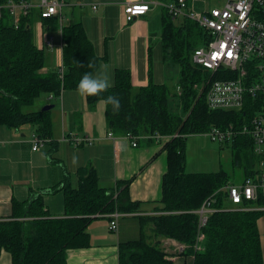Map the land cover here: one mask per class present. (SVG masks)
Returning a JSON list of instances; mask_svg holds the SVG:
<instances>
[{"label": "trees", "instance_id": "16d2710c", "mask_svg": "<svg viewBox=\"0 0 264 264\" xmlns=\"http://www.w3.org/2000/svg\"><path fill=\"white\" fill-rule=\"evenodd\" d=\"M33 10L20 17L16 27L8 13L0 18V126L12 129L31 124L38 137L48 140L50 111L25 112L22 106L32 104L44 94L52 93L56 97L63 90H77L85 73L97 71L101 57L94 52L80 21L59 25L57 17L43 19L47 29L61 27L62 62L42 74L46 51L34 41ZM162 13V47L165 56L179 68V91L178 95L173 94L178 96L181 114L169 108L168 97L174 95H169L167 84L150 81L134 88L128 68H115L113 84L97 95L86 97L91 107L100 100L105 103V123L114 135L148 140L155 134L171 136L162 146L167 167L161 181L159 213L141 219L151 223L153 236L148 239L143 226L138 238L120 241L118 264H173L161 246V238L184 243L187 248L182 254L192 255L193 264H264L257 226V220L264 219V194L259 192L254 201L243 200L236 209L225 210L222 208L229 207L230 203L223 187L234 183L227 172L223 169L185 171L188 135L203 134L213 127L240 126L247 111L207 106L204 91L198 93L195 85L204 83L211 74L193 63L192 53L207 45L210 36L191 20L181 18L176 23L166 10ZM61 67L62 76L59 75ZM109 95L120 100L119 110L107 103ZM231 146L237 154L253 153L248 136L236 135ZM249 159L250 168L244 171L243 179L254 174L255 161L253 157ZM77 174L76 187L65 180L59 187L63 193V216H51L40 194L26 208L24 201L13 202L12 215L0 220V253L7 251L11 264H70L66 259L67 250L90 245L87 227L98 214L117 211L123 215L139 209L140 203L129 197L132 178L119 180L115 189L110 190L99 185L92 165L79 167ZM215 192L213 206L218 210L202 227V250L195 251L197 215L191 211ZM106 219L110 220L107 216Z\"/></svg>", "mask_w": 264, "mask_h": 264}, {"label": "crops", "instance_id": "0c3cea01", "mask_svg": "<svg viewBox=\"0 0 264 264\" xmlns=\"http://www.w3.org/2000/svg\"><path fill=\"white\" fill-rule=\"evenodd\" d=\"M38 2L39 0H31ZM59 25L80 21L93 44L94 52L101 57L100 66L94 75L107 77L113 84L115 68H128L134 88L150 81L164 83L169 64L161 41V18L164 9L151 7L144 15L126 22L123 17L124 0H63ZM173 2L174 0H163ZM197 10H207V5L193 0ZM95 6V8H94ZM34 41L41 46L42 38L52 37V48L46 51L47 74L61 64V37L59 26L49 28L34 9ZM42 30V31H41ZM41 99L40 107L59 102V108H51L50 134L40 149L33 150L31 135L35 127L25 124L18 128L0 126V220L13 213V202H28L40 194L45 208L53 216L64 215L63 193L59 189L64 180L71 186L78 185L77 169L92 165L96 170L99 185L115 189L119 180L132 178L129 197L140 203L136 212L123 214L117 220V231L109 230V221L104 216L92 220L87 227L90 245L69 249L66 259L70 264H118V243L138 238L141 227L148 239L153 236L151 223L141 220L159 213L161 181L166 171L165 139L138 138L133 146L126 135L107 136L105 103L100 100L93 107L78 90H63L61 98ZM91 136V144L74 145L73 138ZM193 136L187 137L192 146ZM200 136H206L204 134ZM190 140V141H189ZM200 167H203L200 165ZM59 189V190H54ZM22 208V206L20 207ZM264 260V219L257 220ZM161 246L173 264H193L192 255L176 252L179 242L172 238H161ZM168 242V246L165 245ZM0 264H11V256L1 251Z\"/></svg>", "mask_w": 264, "mask_h": 264}, {"label": "built area", "instance_id": "2783aa9c", "mask_svg": "<svg viewBox=\"0 0 264 264\" xmlns=\"http://www.w3.org/2000/svg\"><path fill=\"white\" fill-rule=\"evenodd\" d=\"M192 3L193 0H124L122 11L124 20L131 22L144 15L151 7H160L173 18L191 20L209 34L210 41L194 50L192 61L206 68L211 77L195 87L198 93L204 91L205 101L210 109L243 110L247 111V115L244 114L245 121L240 126L213 127L203 134L219 143L231 142L238 134L248 136L252 152L262 158L260 167L254 169L252 176L245 177L240 183H228L223 187L233 208L222 209H236L243 200L254 201L259 192L264 194V0H227L220 9L202 11L196 10ZM63 4V0H0V18L4 13H8L16 27L20 17L38 9L42 21L51 17H57L60 21ZM58 32L61 37V27ZM43 34L40 36L43 43L39 47L52 48V37L43 38ZM60 46L62 48V41ZM62 74L61 67L59 75ZM213 75L215 76L212 77ZM53 97L51 93L48 98ZM56 97L61 98V93ZM107 136L113 138L114 134L108 131ZM126 136L131 138L133 146L137 145L136 137ZM170 137L153 135V138L160 140ZM46 141L36 133L31 135L33 150L39 149ZM92 141L91 136L73 138L74 145L91 144ZM215 194L216 192L205 199L199 208L191 211L197 215V234L193 244L195 251L202 250V227L208 217L218 210L213 206ZM121 215L117 211L105 215L98 214L110 218L109 230L113 232L117 231V220ZM165 245L168 246V242H165ZM186 248L184 243H178L176 252L182 253Z\"/></svg>", "mask_w": 264, "mask_h": 264}, {"label": "rangeland", "instance_id": "374dc122", "mask_svg": "<svg viewBox=\"0 0 264 264\" xmlns=\"http://www.w3.org/2000/svg\"><path fill=\"white\" fill-rule=\"evenodd\" d=\"M202 5H207L208 9L216 8L220 9L224 6L227 0H197ZM197 10V9H196ZM180 18H175V22L178 23ZM45 67V66H44ZM43 67V68H44ZM170 73V78L166 81V84L169 89V108L172 112L176 114H181L180 103L178 99L177 83L179 79V68L177 66L170 65L167 70L166 75L168 76ZM176 93V94H173ZM41 99L46 100L45 96H40L35 102L29 105L22 106L23 111H36L40 110L39 104H41ZM54 108H59V102H54ZM33 128L34 125H29ZM198 135L193 136L192 146L187 142L186 139V172H213L219 169H223L228 173L229 179L231 182L240 183L243 179V173L246 168H250V159L253 157L254 166L253 168H259L262 158L260 156L255 155L254 153H247L243 151L241 154H237V152L232 148L231 142L219 143L212 141L209 136H200L202 134H191ZM205 135V134H204ZM189 136V135H188ZM187 136V137H188ZM189 140V141H190ZM41 147H39L40 149ZM254 155V156H253ZM202 165L203 167H200ZM252 167V165H251ZM160 206V205H159ZM229 208H233L229 206ZM26 228V227H25Z\"/></svg>", "mask_w": 264, "mask_h": 264}, {"label": "clouds", "instance_id": "9594fccd", "mask_svg": "<svg viewBox=\"0 0 264 264\" xmlns=\"http://www.w3.org/2000/svg\"><path fill=\"white\" fill-rule=\"evenodd\" d=\"M110 86L107 77H101L92 73H85L79 80L77 90L81 96H93L101 93ZM107 103L111 104L114 110H119L120 100L114 96L109 95L106 98Z\"/></svg>", "mask_w": 264, "mask_h": 264}, {"label": "water", "instance_id": "95a60500", "mask_svg": "<svg viewBox=\"0 0 264 264\" xmlns=\"http://www.w3.org/2000/svg\"><path fill=\"white\" fill-rule=\"evenodd\" d=\"M53 107H54V104H47V105L43 106L41 108V110H45L46 111V110H50Z\"/></svg>", "mask_w": 264, "mask_h": 264}, {"label": "bare ground", "instance_id": "6f19581e", "mask_svg": "<svg viewBox=\"0 0 264 264\" xmlns=\"http://www.w3.org/2000/svg\"><path fill=\"white\" fill-rule=\"evenodd\" d=\"M63 15V14H62ZM39 18H40V15H39ZM42 31V30H41ZM42 34V33H41ZM42 45V44H41ZM50 49V48H49Z\"/></svg>", "mask_w": 264, "mask_h": 264}]
</instances>
